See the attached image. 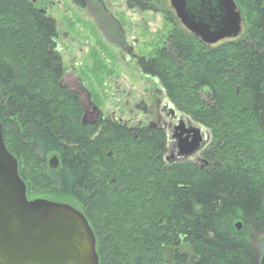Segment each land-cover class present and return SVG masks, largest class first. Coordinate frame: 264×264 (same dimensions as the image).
<instances>
[{
    "label": "trees",
    "instance_id": "obj_1",
    "mask_svg": "<svg viewBox=\"0 0 264 264\" xmlns=\"http://www.w3.org/2000/svg\"><path fill=\"white\" fill-rule=\"evenodd\" d=\"M75 2L85 7L87 0ZM235 2L243 17L238 38L211 46L176 27L171 50L138 60L176 110L211 131L215 146L217 164L180 162L164 176L158 132L134 140L109 120L82 124L81 96L62 84L57 21L31 0H0L5 144L30 199L83 212L100 264H166L167 250L175 264H261L255 242L264 237V0ZM128 5L153 8L144 0ZM54 156L59 163L51 168Z\"/></svg>",
    "mask_w": 264,
    "mask_h": 264
},
{
    "label": "rangeland",
    "instance_id": "obj_2",
    "mask_svg": "<svg viewBox=\"0 0 264 264\" xmlns=\"http://www.w3.org/2000/svg\"><path fill=\"white\" fill-rule=\"evenodd\" d=\"M31 1L57 21V50L66 67L62 84L78 91L83 101L90 95L104 113L121 111L122 106L136 122L145 123V112L151 107L155 112L148 92L156 85L155 78L141 71L138 60L154 58L163 47L171 50L170 33L175 27L186 30L177 18L173 23L168 20L175 17L170 0H144L153 7L146 11L130 8L131 0H87L85 7L75 0ZM255 244L261 259L264 237ZM168 264H175L174 259Z\"/></svg>",
    "mask_w": 264,
    "mask_h": 264
},
{
    "label": "water",
    "instance_id": "obj_3",
    "mask_svg": "<svg viewBox=\"0 0 264 264\" xmlns=\"http://www.w3.org/2000/svg\"><path fill=\"white\" fill-rule=\"evenodd\" d=\"M170 3L181 24L205 44L235 39L242 33V12L235 0ZM168 107L178 113L171 103ZM190 131L191 142L179 141L182 153L195 152L200 147L202 127L192 126ZM58 163L57 156L50 159L51 168ZM236 227L241 230L242 222L238 221ZM0 264H100L95 233L81 210L65 202L28 198L19 161L5 144L1 118Z\"/></svg>",
    "mask_w": 264,
    "mask_h": 264
},
{
    "label": "flooded vegetation",
    "instance_id": "obj_4",
    "mask_svg": "<svg viewBox=\"0 0 264 264\" xmlns=\"http://www.w3.org/2000/svg\"><path fill=\"white\" fill-rule=\"evenodd\" d=\"M175 18H177L176 15ZM175 33H170V36H175ZM170 36L167 38L168 41L170 40ZM144 75L147 78H152V76L148 74ZM154 84L156 85L155 89L151 92H148V97L152 98V103L155 105V112L153 111L152 107V110L149 108V110L145 112L147 115L145 118V123L143 120L136 122L130 117V114L124 112V108L122 106L120 107L121 111L115 110L113 112L104 113L103 109L100 106H97L91 100L90 95L87 94L84 101L81 98L82 106L84 108L81 119L82 124L95 127L103 120H109L111 125L115 124L121 129H125V131L131 135L134 140L139 139V137L144 133H148L150 131L158 132L163 136V139L160 140L159 145L156 148L159 149L158 156L162 157L161 162L164 167H161L163 169L159 171L164 173V176H168L170 173H172L180 162H192L193 165H198L200 168H209L217 164V161L213 160V151L215 146L212 145L211 131L197 122L194 123L195 121L191 117L187 115L181 116L180 113L173 112L171 108L168 107L169 99L166 92L163 91L162 87L159 85L158 80L155 79ZM205 94L208 95L207 99L204 97ZM211 98L212 97L208 91H204L202 93V99L205 103H209ZM125 104H128V102L125 101ZM140 105H142V103H140L139 106ZM145 107L146 106H144V110H146ZM183 123L185 124L184 126ZM180 125L182 126L180 127ZM196 125L201 126L203 130L200 147L195 152L182 153L179 147V141H186L185 143L191 142L193 138V132H191L190 129L192 126ZM100 133L101 128L98 129L95 137H98ZM136 147L139 146H135V148ZM109 155H111V152ZM115 157H117V155H115ZM168 247H172V245H169ZM170 258L173 259V255L169 250H167L166 264H168V260ZM190 260H193V258ZM188 264H190V262H188Z\"/></svg>",
    "mask_w": 264,
    "mask_h": 264
},
{
    "label": "bare ground",
    "instance_id": "obj_5",
    "mask_svg": "<svg viewBox=\"0 0 264 264\" xmlns=\"http://www.w3.org/2000/svg\"><path fill=\"white\" fill-rule=\"evenodd\" d=\"M50 162V161H49Z\"/></svg>",
    "mask_w": 264,
    "mask_h": 264
}]
</instances>
